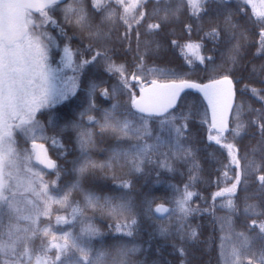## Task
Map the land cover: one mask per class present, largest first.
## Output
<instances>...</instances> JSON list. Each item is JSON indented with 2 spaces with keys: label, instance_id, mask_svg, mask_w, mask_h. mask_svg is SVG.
Returning a JSON list of instances; mask_svg holds the SVG:
<instances>
[{
  "label": "snow or ice",
  "instance_id": "snow-or-ice-1",
  "mask_svg": "<svg viewBox=\"0 0 264 264\" xmlns=\"http://www.w3.org/2000/svg\"><path fill=\"white\" fill-rule=\"evenodd\" d=\"M81 6L74 7L68 10L66 19L69 24H75L79 27L82 33H86L84 38L89 40L86 46L87 51H92L93 44L103 51H96L91 59H84L76 64L74 67L73 50L65 45L63 49V56L61 57V64L64 67H73L74 72H78L85 68V66L92 64L98 58L103 57L106 61L110 60L108 56L109 49L104 47V44L110 39V31H105L109 23L115 22L117 19L122 20L127 25V31L122 35L121 40H129V48L131 50V31L132 25L129 24V16L135 20V25L138 27L142 21L151 16L156 18V23L147 25V34L164 33L167 37L170 33L165 32L168 24L175 23L176 20L183 15L187 9L190 15L200 18L202 14L208 12L205 5L209 0H155L156 6L148 11H139V18H135L133 13L141 8H146L148 0H92L89 7L84 0H76ZM245 5L251 4L253 8V15L257 17L255 22H251V18L243 24L235 20L237 14L227 11L224 14L223 21H210L209 31L204 33L200 41L210 39L216 45L221 42L229 44L228 56L221 64L216 63L214 56L200 55L201 49L205 47L202 42L189 41L183 45L179 44L178 40H172L171 45L181 47L182 51H186L191 55L188 57V63H193V58L198 60L200 64L205 66V71H210L212 75H218L221 72L228 74L220 76L219 79H212L207 84H197L189 80L173 81L167 84H160L156 80H152L150 86L145 89L141 87V96L139 99L133 95L132 105L145 117H141L144 121L139 127L134 126L127 119L120 120L118 116L105 113L103 122L96 121L100 126L99 135L112 134L120 138H135L138 142L133 146L132 151H123L120 149H113L108 160L104 163H97L88 157V151L94 147V132L81 131L78 133V143L83 153V160L74 162L75 170L81 174H86L89 170L100 169H114L121 160L125 164L130 163L132 170L141 171V165L150 159L154 152H158L162 146L159 137L156 143L149 144L146 141L151 139V132L147 125V118L156 116H165L169 114V110H174L179 106L181 99V92L186 88L198 89L204 93L205 98L212 110V124L209 132H215L216 135H209L210 141H215L216 144L222 148L227 149L230 165H235V182L230 187L222 188L213 194V200L217 197L227 196L228 199L222 205L228 212L236 214L239 210L237 201L241 199L238 193L242 191L245 193L244 200V214L245 223L244 230L235 232L232 227L230 218L221 220V232H224L225 224L228 227V234L219 237L220 257L222 264H264V155L261 156L260 163L257 164L254 159L249 160L248 164L241 165V159H248V154L245 152L243 156H239V150L235 143H222L227 139L226 134L230 133L234 141H238L247 134L250 128H255V133L259 135L258 144L262 146L261 151L264 152V108L250 109V112H256V116L245 121L242 119V109L237 107L234 103V84H239L243 79V75H234L236 66L239 64L241 57V49L244 47V41L247 40L249 29L248 24L252 23L253 27L259 25V45L258 53L264 54V10H257V4L254 0H243ZM57 3V0H0V264H32L31 249L28 246L30 240L36 237L39 232H43L47 236L51 231V225L39 228L40 217H50L55 210L53 205H60L64 207L69 201L70 191L65 195L56 199L48 195L49 185L42 182L40 173L34 172L28 166L32 159V155H22L16 146L14 138L16 130L25 134L31 135L33 140V149H44L43 145L35 143V132L42 130L39 121L36 119L37 114L43 109H51L60 101L67 100L69 95L75 92V80L78 78L74 76L70 78L72 86L69 87V81H61L59 73L60 68H52L49 63V46L52 43V37L43 32H35L34 29H39L41 25L35 23L32 19L34 13H39L42 17L41 24H56L48 10ZM116 5V7H113ZM260 7L264 8V0H260ZM123 9V15L119 14L118 9ZM241 12L244 10L241 9ZM246 14V13H245ZM185 30L191 34L194 29L193 24L184 26ZM137 37V57L139 63L135 66V70L131 77L137 83L141 82V77L135 74V71H140L145 74L153 72L164 73L159 69H145V58L156 51H159L161 43L159 40L144 41V51H140V33H136ZM235 41V43H232ZM155 45V48L152 45ZM212 51H215L213 49ZM77 56L79 53H76ZM230 65L225 67V65ZM105 70L113 75L119 74L122 77V82L125 87L128 85L126 73L128 68L125 64H116L109 62L106 64ZM252 73H264V65L260 69L253 67ZM264 84V81H260ZM96 84L92 85V90L95 91ZM244 90H250L253 95L260 100H264V87L257 89L251 88L246 84ZM115 89H113V92ZM148 93L145 96V93ZM111 93L108 89H104L101 95L107 97ZM89 107H94V103H90ZM115 107V106H114ZM235 111V116L231 113ZM183 114L172 116L170 119L162 121V125L167 128L168 134L173 138L174 142L169 145V151L162 153L165 160L161 163L162 167L169 168L167 163L169 157H176L186 161H192L189 172V180L184 185L183 194L175 201V212L177 215L176 232L181 241V246L176 249L182 257L188 255V246H195L199 242L200 233L197 228H186L185 221L189 216L198 211L190 206V201L195 193L188 191L198 180L200 165L195 161V152L192 148H185L183 141L186 139L185 132L188 129L187 116L181 117ZM90 121L94 117L89 116ZM235 120V127H231L232 121ZM145 141L139 143V141ZM53 143H57L53 138ZM255 153L256 149H252ZM35 159L40 163H45L48 168H55L56 165L46 155L41 158L39 153L36 154ZM230 165H225L228 169ZM260 175L256 176L255 173ZM224 176H228V172H224ZM251 183H257L256 196L248 192ZM55 183V182H53ZM38 184V187H37ZM124 188L129 187L128 181H123ZM179 191V189H177ZM29 194L31 197L29 198ZM258 199L257 203H249ZM41 203L43 207H41ZM92 209H100L107 211L108 214L116 216L117 218L125 213L131 211V207L127 202L115 203L109 198H101L92 193H88L84 197L83 209L79 206L72 210L73 218L82 217L87 220L90 219L83 215L84 211ZM259 209V210H258ZM156 212H168L169 209L164 205H157ZM248 216H255L248 222ZM26 221L28 227L21 228L20 221ZM57 224L67 223L64 217H56ZM136 223L133 219L126 224H117L116 228L119 232L121 228L131 229ZM258 230V231H257ZM162 232L166 229H161ZM24 233L25 235H20ZM131 231L128 235H131ZM99 235V230L91 223L85 225L81 229V234L78 237H73L71 233H64L63 237L52 236V241L63 239V243H53L42 248L43 252H47L51 248H56L58 254L52 264L61 261V256L68 250L69 247L75 248L81 254V260L84 264H94L90 259L89 250L82 247L84 238H92ZM252 243H249V241ZM79 241V243L77 242ZM242 241V243H237ZM21 242H23V249L21 250ZM231 244L229 248L228 245ZM175 248V246H174ZM128 254L126 249H118L114 258V264H127L124 257ZM101 256L105 253H101ZM35 264H48V260L41 256H36ZM62 264V262H61ZM77 264H80L77 261ZM181 264H188L184 259Z\"/></svg>",
  "mask_w": 264,
  "mask_h": 264
},
{
  "label": "trees",
  "instance_id": "trees-1",
  "mask_svg": "<svg viewBox=\"0 0 264 264\" xmlns=\"http://www.w3.org/2000/svg\"><path fill=\"white\" fill-rule=\"evenodd\" d=\"M219 1L209 0L205 5L208 12L211 11L209 12V20H207V13L202 14L200 18H196L191 16L186 9L175 23L167 25L164 30L170 33L167 37L164 36V33H146L148 23H156V18L149 16L137 27L135 20L132 16H129L128 22L133 26L131 31V50H128L129 40H121L122 35L128 30L127 25L119 19L108 24L105 31L111 30L110 39L104 44V47L109 49L108 56L110 60L106 61L103 57H100L78 72L63 70V77L65 78L66 76L65 81H69V87L72 86L70 78L78 77L75 80V92L70 94L67 100L60 101L53 108L43 109L37 114L36 119L39 121L42 130L35 132V142H40L46 147L48 155L54 160L55 168L47 169L35 163L31 149V144L33 143L32 134L25 136L23 132L16 130L14 135L17 142L16 146L22 155H32L28 166L34 172L40 173L42 182L49 185L48 195L60 199L65 193L69 191L71 193L66 206L61 207L54 204L53 208L55 210L50 217H40L39 228L42 230L50 224L51 231L47 236H44L41 231L29 241L28 246L31 249L32 262L37 256L36 254L43 252L42 246L46 242L52 241L53 235L63 237L64 233L67 232L71 233L73 237H78L81 234V229L91 223L99 230V235L90 239L85 237L81 246L89 250L90 259L94 264H114L118 249L128 250L127 256L124 257L127 264H181L182 259L186 260L188 264H221L219 260V237L223 233L228 234L227 224H225L224 232H221V220L222 218H230L235 232L244 230L243 196L245 193L239 191L238 188L241 199L237 201L239 210L236 214H232L222 207L228 199L227 196L217 197L213 200L214 193L234 182L235 165H230L227 149L208 139L210 134L216 133L214 131L209 132L210 125L207 123V120H209L208 112L200 95L191 91L183 92L179 106L171 110L167 116L169 119L180 114L187 116L188 129L185 132L186 139L183 141V145L185 148L190 147L194 150L195 161L200 165L201 169L196 173L199 176V180L188 189V191L195 193L190 201V206L199 210L187 218L185 226L186 228H197L200 236L199 242L194 247L188 246L187 256L182 257L176 251L181 246V241L176 232L178 227L177 215L174 213L173 207L179 197L178 194H183L184 185L192 174L189 172L192 161L169 157L167 163L170 165L171 170L161 166V163L165 160L162 153L168 152L169 145L174 142L173 138H170L168 131L165 130L167 129L166 127L161 125L156 135V139L159 137L162 146L158 152L152 153L150 159L141 165V171L132 170V165L130 163L125 164L123 160L114 169L96 168L89 170L84 175L79 174L75 170L78 164L74 165V162L81 161L84 158L77 139L78 133L81 131L91 130L94 132L95 145L89 149L88 157L97 163L107 161L113 149L132 151L133 146L138 142L135 138L118 139L117 136L110 133L99 135L100 126L96 123V121L103 122L105 113L114 114L120 120H123L121 113H125L127 115L125 119L136 127H139L144 122L141 117H145V115L136 113L131 107L132 94H136V88H134L136 84L128 80V85L125 87L119 74L113 75L105 70L107 63L115 62L116 64H125L127 66V79L129 75H133L135 66L139 63L136 53L137 32L140 33L141 52L144 51V41L159 40L161 43L159 51L153 52L145 58V69H159L164 73H168L153 72L145 76L144 73L138 70L135 71V74L140 76L142 80L149 78L161 81L192 80L206 82L228 74L221 72L218 75H212L210 71H205V66L200 64L198 60H193L194 62L189 64L187 62L188 58L182 54L181 47L171 45L172 40H178L179 44L183 45L189 41V38L192 42H202L205 47L201 49L199 54L202 56L212 55L215 57L216 63L218 65L221 64V61H223L222 42L216 45L210 39L200 41L204 33L210 29V27L206 28L207 21L209 23L217 20L222 22L224 14L228 11L225 8L227 4L218 3ZM85 2L89 7L91 6V0H85ZM71 3L73 7L81 6L76 0H67L62 4L53 5L51 15L57 21V26L41 24L40 22L38 23V25H41L40 28L33 31L36 30L39 33L41 30V32L51 35L52 43L50 45L54 59L61 56V48L64 45L63 43L66 42L73 50L74 61L79 64L81 59H90L91 55L95 53L94 50L103 51L104 49L93 44V51L89 52L86 50V46L89 44V40L84 38L86 33H82L75 24H69L66 19V14L69 13L63 12L64 8H70ZM155 6V0H148L146 8L135 11L133 15L138 19L139 11L151 12ZM113 7H116V5H113ZM122 10V8L118 9L120 15H123ZM235 14H237L235 20L241 24L249 19L248 13L245 16V12H236ZM255 21L251 20V22ZM188 24L194 25L191 34L184 28ZM210 26L213 25L210 24ZM248 29V38L243 42L244 47L240 53L242 59L236 66L234 73L236 76L243 75L244 77L239 84H234V104L242 109V119L245 121H249L256 116V112H250V109L259 110L264 108V100H260L250 90H244V85L246 84L249 89L264 87V84L260 83V81H264V73L256 74L251 72L253 67L260 69L264 65V54L255 52L249 55L246 52L249 48L260 47V27L258 25L255 29ZM152 47L155 48V45L153 44ZM213 49L215 51H212ZM77 52L79 53L78 56ZM55 66L58 67L59 65L55 63ZM93 84L97 85L95 91L92 90ZM104 89H108L111 94L107 97L101 95ZM113 89H115L114 92ZM260 95H264V93ZM90 103H94V107L90 108ZM231 115L235 116V111ZM89 116L94 117V120L90 121L88 119ZM183 116L181 117V122H184ZM161 118L166 117L153 116L147 118V122L151 121V125H155L156 120ZM230 126L235 127V120L232 121ZM226 136L227 139L222 141V143H235L239 150V156H243L247 152L248 159H241L240 161L242 166L248 164L249 160L252 159L257 164L260 163L264 152L261 151L262 146L258 144L260 137L255 133L254 127L250 128L247 134H244L238 141H234L230 133L226 134ZM53 138L56 139L57 143H53ZM143 142V140L139 141L141 144ZM252 149H256L255 153H253ZM225 165L230 166L226 169ZM225 171L228 172L227 177L224 176ZM255 175L258 176L260 173L256 172ZM123 181L129 182L128 188L122 186ZM249 183L251 186L248 188V192L258 196V182L251 183L250 180ZM88 193L101 198H109L115 203L127 202L131 207V211L117 218L108 214L107 211L88 209L84 211L83 215L90 219H79V217L74 219L72 215L71 220L67 221V223L57 224L56 217L60 216L61 213L73 210L77 206L83 209L84 197ZM29 198L34 197L29 194ZM248 202L260 203L258 199ZM158 203L167 205L169 211L163 215L156 214L154 206ZM41 207H43L42 203ZM255 218V216H248L247 220L250 222L251 219ZM133 219L136 223L131 229L121 228L119 232L117 231L116 226L118 223L123 225ZM260 219H264V217H260ZM20 227H28L27 222L21 220ZM161 229H166V231L162 232ZM129 231H131V235H128ZM20 235L23 236L25 234L20 233ZM77 242L79 243V241ZM237 243H242V241ZM249 243H252V241L250 240ZM22 249L23 242H21ZM43 253L51 256L52 259L49 263L52 264V261L56 259L58 250L53 248V250ZM101 253H105V255L101 256ZM77 261L80 264H84L81 260L80 252L75 248L69 247L61 256V261H57L56 264H61V262L62 264H77Z\"/></svg>",
  "mask_w": 264,
  "mask_h": 264
},
{
  "label": "rangeland",
  "instance_id": "rangeland-1",
  "mask_svg": "<svg viewBox=\"0 0 264 264\" xmlns=\"http://www.w3.org/2000/svg\"><path fill=\"white\" fill-rule=\"evenodd\" d=\"M92 1V0H91ZM255 1V3L257 4V10H264V8H261L260 7V0H254ZM84 2H85V0H84ZM126 2H132V0H126ZM75 7V6H74ZM73 7V4L71 3L70 4V8H64V10H63V12L64 13H67L68 12V10H70L71 8H74ZM53 9V7H51L49 10H48V14H49V16L54 20V18L52 17V15H51V10ZM123 11V10H122ZM35 14V16H33L32 17V19L35 21V23L36 24H38V23H40L41 22V20H42V17L40 16V14L39 13H34ZM148 24H151L150 22L148 23ZM50 25H54V26H57V24H50ZM35 32H36V30H35ZM40 32H41V30H40ZM38 33V32H37ZM47 34V33H46ZM47 35H49V36H51L50 34H47ZM235 43V42H234ZM64 45H63V47L61 48V56L60 57H56L55 59L52 57V47H51V45L49 46V63H50V65H51V67L52 68H60L61 69V71H60V73H59V77H60V79H61V81L63 82V81H65L66 80V76H65V78L63 77V70H65V69H67L68 71H70V70H73V67L76 65V64H78L77 62H75L74 61V59H73V61H74V65H73V67H64L62 64H61V57L63 56V49H64V47H65V45H67L66 44V42L65 43H63ZM230 47V45L229 46H227L226 47V50H225V53L228 55V48ZM92 51H93V49H92ZM94 52L96 53V50H94ZM95 53H94V55H95ZM182 54L183 55H185L187 58L191 55L190 53H187L186 51H183L182 52ZM93 55H91V57H92ZM91 57H90V59H91ZM193 58V60H195V58L194 57H192ZM227 57H223V60L224 59H226ZM54 60H56V61H54ZM81 60H84V59H81ZM223 61H221V63H222ZM55 63H56V65H59L58 67H56L55 66ZM225 67H227V64L225 65ZM120 79H121V81H122V77H120ZM137 87V84L136 85H134V88H136ZM133 95H135V94H132V97H133ZM165 119H169V118H161V119H158V120H156V124L155 125H151V121H148L147 123V125H148V128H149V130H150V132H151V139H148L146 142L147 143H149V144H154L155 143V140H156V135H157V133H158V131H159V129H160V126L162 125V121L163 120H165ZM207 123H209V120H207ZM150 124V125H149ZM165 130H167V129H165ZM212 135V134H211ZM216 134H213V136H215ZM171 139H172V137H170ZM145 142V141H144ZM143 142V143H144ZM234 182H235V180H234ZM231 185H229V186H227V187H230ZM227 187H224V188H227ZM182 194H178V196L180 197ZM178 197V198H179ZM177 198V199H178ZM176 199V200H177ZM175 208H176V204H175V206L173 207V211L175 210ZM174 213L176 214V215H178L175 211H174ZM175 215V216H176ZM71 216H72V210H67V212H64V213H61V215H60V217H64L65 219H66V221H70L71 220ZM79 217V216H78ZM82 217H79V219H81ZM223 235H226V234H224L223 233ZM53 243H63V239H60V240H57V241H52ZM49 244V242H46V244L45 245H43L42 247H45V246H47ZM228 247L230 248L231 247V244H229L228 245ZM56 249V248H55ZM50 250H53V248H51V249H49L48 251H50ZM57 250V249H56ZM47 251V252H48ZM44 253L42 252V253H40V254H36V255H39V256H41L42 258H44V259H47L48 260V264H50L49 262L51 261V256H47V254H44ZM219 260H220V263L222 264V261H221V257H220V250H219ZM35 262H36V257L33 259V262H32V264H35Z\"/></svg>",
  "mask_w": 264,
  "mask_h": 264
},
{
  "label": "water",
  "instance_id": "water-1",
  "mask_svg": "<svg viewBox=\"0 0 264 264\" xmlns=\"http://www.w3.org/2000/svg\"><path fill=\"white\" fill-rule=\"evenodd\" d=\"M65 1H66V0H57V4L64 3ZM216 79H219V78H216ZM152 80H156V79H148V80H146V81H141L140 83H138V84H139V87H138V89H137V94H136V96H135L137 99H139V97L141 96V91H140L141 87L147 89V88L150 86V83H151ZM130 81H131V82H135V83H137L136 81L132 80L131 77H130ZM156 81H157L158 83H160V84H167V83H171V82H173V81L179 82L180 80H165V81L156 80ZM189 81L194 82V83H197V84H207V83H209V81H206V82H197V81H192V80H189ZM185 91H191V92H194V93H197L198 95H200V97L202 98L203 102H204L205 105H206V108H207V111H208V116H209V124H210V126H211V124H212V110H211V107H210L209 104H208V100H207V99L205 98V96H204V93L200 92L198 89H194V88H186V89H184V90L181 92V94H182L183 92H185ZM147 95H148V93L146 92V93H145V96H147ZM233 103H234V100H233ZM131 104H132V102H131ZM132 108H133L136 112L140 113V112H139V111H138L133 105H132ZM169 111H170V110H169ZM141 114H142V113H141ZM144 115H146V114H144ZM35 143L38 144V145H43V144H41L40 142H35ZM32 144H33V143H32ZM32 144H31V149H32V151H33V160H34V162L37 163V164H39V165H42V166L48 168V167L46 166L45 163H40L38 160L35 159L36 154L39 153V154L41 155V158H42V159H43L44 156L46 155L47 159H50L51 161H53V159H51V158L49 157V155H48V153H47V150H46L45 146L43 145V146H44V149H43V150H41V149H39V148H37V149L34 150L33 147H32ZM53 162H54V161H53ZM48 169H52V168H48ZM157 205H164V207L167 208V209H168V206L165 205V204H162V203L156 204V205L154 206V212H155L156 214H158V215H163V214H165L166 212L158 213V212L155 211Z\"/></svg>",
  "mask_w": 264,
  "mask_h": 264
},
{
  "label": "flooded vegetation",
  "instance_id": "flooded-vegetation-1",
  "mask_svg": "<svg viewBox=\"0 0 264 264\" xmlns=\"http://www.w3.org/2000/svg\"><path fill=\"white\" fill-rule=\"evenodd\" d=\"M255 2V1H254ZM218 3H224V4H227V6H225V8L229 11H231L232 13H236V12H240L241 13V9H243L246 14L248 13L249 14V17L251 18V20H256L257 17L255 15H253V8H252V5L251 4H248V5H245V3L243 2V0H220ZM208 7H210V5H208ZM211 12V11H209ZM209 12H207L208 14V17H207V20H209ZM242 12V13H243ZM244 14V16L246 15ZM207 27H210V23L209 21H207V25H206V28ZM258 25H256L255 27H253V24H248V28H251V29H255L257 28ZM235 42V41H234ZM222 46H223V51H222V57H227L228 55L225 53V50H226V47L228 46V44L222 42ZM259 48V46H256V47H252V48H249L246 52H248L249 55H252L254 54L255 52L257 53V49ZM130 76L129 75V79H130ZM132 77V76H131ZM138 113V112H136ZM140 114V113H138ZM142 115V114H141ZM126 114L125 113H121V117L123 118V120H125L126 118ZM146 116V115H145ZM163 117V116H162ZM168 118V117H166Z\"/></svg>",
  "mask_w": 264,
  "mask_h": 264
}]
</instances>
